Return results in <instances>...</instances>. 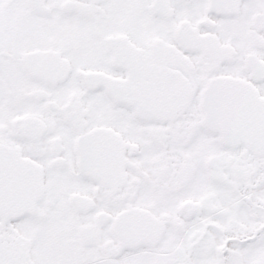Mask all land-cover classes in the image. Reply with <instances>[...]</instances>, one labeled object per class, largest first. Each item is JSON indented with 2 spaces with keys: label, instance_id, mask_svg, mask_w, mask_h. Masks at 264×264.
<instances>
[{
  "label": "snow or ice",
  "instance_id": "snow-or-ice-1",
  "mask_svg": "<svg viewBox=\"0 0 264 264\" xmlns=\"http://www.w3.org/2000/svg\"><path fill=\"white\" fill-rule=\"evenodd\" d=\"M0 264H264V0H0Z\"/></svg>",
  "mask_w": 264,
  "mask_h": 264
}]
</instances>
